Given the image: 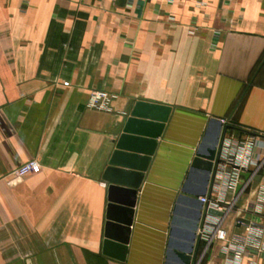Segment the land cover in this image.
Here are the masks:
<instances>
[{
	"label": "crops",
	"instance_id": "0c3cea01",
	"mask_svg": "<svg viewBox=\"0 0 264 264\" xmlns=\"http://www.w3.org/2000/svg\"><path fill=\"white\" fill-rule=\"evenodd\" d=\"M92 91L113 97L108 111L87 107ZM138 102L170 112L121 261L103 254L117 225L108 206H120L104 174ZM214 119L226 121L218 143L225 133L264 143V0H0V264H165L189 244L192 200L205 194L203 172L188 173L214 145ZM30 160L39 169L9 183ZM201 249L195 237L190 264ZM222 261L215 244L199 264Z\"/></svg>",
	"mask_w": 264,
	"mask_h": 264
},
{
	"label": "built area",
	"instance_id": "2783aa9c",
	"mask_svg": "<svg viewBox=\"0 0 264 264\" xmlns=\"http://www.w3.org/2000/svg\"><path fill=\"white\" fill-rule=\"evenodd\" d=\"M112 98L106 92L92 91L87 107L108 111ZM219 121L222 125L226 123L225 120ZM258 148H264V143L253 137L236 139L225 133L220 138L207 191L198 199L202 210L195 237L202 249L195 264H199L215 244L217 254L222 256V264H264V174L258 175L264 155L255 154ZM38 169L35 160L27 161L8 175V182L33 174ZM245 174H248L247 178ZM257 176L259 180L255 181ZM238 186L241 189L236 192ZM243 193H247V197L239 207L237 203ZM209 210L221 215L209 214ZM242 213L251 215L252 219H245ZM230 214H233L231 226L242 230L235 235L224 227Z\"/></svg>",
	"mask_w": 264,
	"mask_h": 264
},
{
	"label": "water",
	"instance_id": "95a60500",
	"mask_svg": "<svg viewBox=\"0 0 264 264\" xmlns=\"http://www.w3.org/2000/svg\"><path fill=\"white\" fill-rule=\"evenodd\" d=\"M170 109L148 103L138 102L134 105L127 118L124 128L122 131V136L120 137L116 150L113 153L109 167L104 174V180L110 184L109 186V202L117 203L119 207H115L112 204L108 206L107 220L110 222H115L116 224L106 225V231L104 235V247L103 254L111 256L110 250L112 248L117 250L120 254L118 259L124 260L126 254V245L128 239L129 228L132 225L134 208L137 200V190L143 179V173H145L150 159L153 155L154 148L156 146L155 140L160 137L162 131L165 127ZM213 124L217 128V137L214 140V145L207 152L201 151L199 149L190 164V169L188 177L195 170H200L204 174V187L201 192L202 195L205 194V187L208 184L210 174L212 171L213 161L215 159L216 144L218 143V132L222 127L219 120H211L210 125ZM224 132L232 129L230 126H225L223 128ZM254 136V134H249ZM139 153H144L141 156ZM245 178L248 174L244 175ZM256 180L259 179L257 176ZM117 186L126 187L125 189L118 188ZM241 189L238 186L236 192ZM119 194L116 198L115 195ZM180 199H178V202ZM197 206L198 212L195 217V221L192 225V233L188 235L189 244L180 245L178 244L175 249L177 252L167 251L166 263L170 264L169 260H178L179 264H190L191 254L193 252V245L195 241V231L198 227V221L201 216L202 204L197 200H192ZM177 205H175L173 214L177 212ZM209 214L220 216L221 214L209 210ZM176 217L172 218V222L175 223ZM116 225V226H114ZM120 229L122 234L125 233V237L114 236V230ZM174 229L171 231L173 235ZM172 242H169V247Z\"/></svg>",
	"mask_w": 264,
	"mask_h": 264
},
{
	"label": "rangeland",
	"instance_id": "374dc122",
	"mask_svg": "<svg viewBox=\"0 0 264 264\" xmlns=\"http://www.w3.org/2000/svg\"><path fill=\"white\" fill-rule=\"evenodd\" d=\"M236 230H237V233H240V232L242 231V230H241V229H239V228H238V229H236ZM200 253H201V252H200ZM200 253H199V254H200Z\"/></svg>",
	"mask_w": 264,
	"mask_h": 264
}]
</instances>
